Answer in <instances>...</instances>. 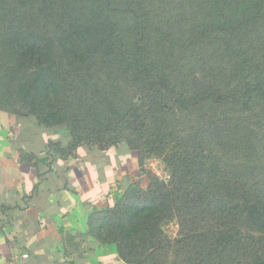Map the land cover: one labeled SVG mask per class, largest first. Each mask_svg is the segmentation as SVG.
I'll list each match as a JSON object with an SVG mask.
<instances>
[{"label": "trees", "instance_id": "obj_1", "mask_svg": "<svg viewBox=\"0 0 264 264\" xmlns=\"http://www.w3.org/2000/svg\"><path fill=\"white\" fill-rule=\"evenodd\" d=\"M16 1L20 9L30 5L38 7L42 14L55 4V0ZM151 1L128 2L133 23L127 32L135 36L130 67L144 74L155 97L146 105H131L121 114L110 103L105 90L91 86L92 73L84 67L87 54L104 48L105 38L99 25L84 21L78 15L67 20L56 36L50 35L26 25L29 21H37L33 15L21 13L10 6L9 0H0V111L20 119L34 117L36 126L46 128L67 124V139L49 140L51 153L67 160L78 157L83 149L93 154L105 152L99 161L102 164L111 155L106 147L110 143L118 145L125 139L119 136L107 143L104 134L118 132L124 122L133 133L144 135L151 114L165 111L168 102L182 109L203 103L242 108L256 99H264V29L255 27L264 21V0H203V6L209 9L207 19L189 34L173 41L171 51L175 47L189 50L204 38L218 36L231 69L226 81L221 80L217 72V76L191 93L183 85L177 89L175 71L168 66L158 69L144 60L145 39L153 26L147 11ZM105 9L113 10L109 0ZM166 39H170V35ZM19 108L26 110L27 115L20 114ZM105 110L108 112L106 118L103 117ZM82 131L85 135H80ZM211 140L212 137L204 135L198 147L183 153L182 167L186 172L189 169L186 178L190 175L189 180L184 181L190 193L186 201L192 198L209 202V208L218 213L221 204L216 206L211 192L219 187L223 203L237 201L238 214L243 211L247 222L264 225V180L256 179V168L251 163H238L233 178L227 174L221 176L217 165L205 161L202 148L210 145ZM132 154L130 145L121 143L116 155L126 164L130 163ZM25 157L30 162L36 158L34 154ZM125 187L124 200L119 204L99 214L92 212L90 232L102 243L116 244L124 264H159L155 255L161 244L160 226L173 209L175 192L169 191L153 175L146 190L130 176L125 179ZM220 234L219 245L232 246L230 249H238V253L242 251L239 227L238 231H221ZM261 262L264 264L263 259Z\"/></svg>", "mask_w": 264, "mask_h": 264}, {"label": "rangeland", "instance_id": "obj_2", "mask_svg": "<svg viewBox=\"0 0 264 264\" xmlns=\"http://www.w3.org/2000/svg\"><path fill=\"white\" fill-rule=\"evenodd\" d=\"M9 1L10 6L26 15H33L37 20L29 21L26 25L42 29L50 35L56 36L67 20L78 15L84 21L99 25L101 32L103 29L104 48L100 52L87 54L84 67L92 73L89 77L91 86L105 90L118 113L129 110L131 105H146L154 100L144 74L130 67L135 39L133 33L127 32L133 23V13L128 8L131 0H109L112 11L105 9L108 0H55L45 14L40 13L38 7L27 5L20 9L21 5L16 0ZM202 2L152 0L147 5L153 26L145 39L144 60L152 67L163 69L168 66L175 71L173 75L177 89L183 85L190 93L217 76V72L220 79L226 81L231 69L218 36L204 38L189 50L175 47L171 51L173 41L189 34L207 19L209 9ZM258 26L264 29V21L255 27ZM167 35H170L168 40ZM168 103L165 111L151 114L144 135L133 133L125 127L124 122L120 124L118 132L104 134L107 143L124 136L123 142L118 145L110 143L106 149L116 156L121 143L130 145L136 167L131 171V177L139 181L142 189L148 188L150 176L153 175L169 191L175 192L173 209L163 218L160 226L161 244L155 255L158 263L260 264L261 259L264 261V225L247 222L243 211L238 214L237 201L223 203L219 187L211 192L216 206L221 204L218 213L209 208V202L192 198L187 202L185 198L190 193L184 181L189 180L190 175L186 178L189 169L186 172L182 164L183 153L193 151L206 135L213 140L206 148L199 149H204L208 164L219 167L221 176L227 174L233 178L238 163H251L256 168V179L264 180V99H256L248 107L242 108L203 103L182 109L174 102ZM18 112L27 115L22 108ZM107 116L105 110L103 117ZM31 119L35 121L34 117ZM50 128L68 130L69 126L61 124ZM79 133L85 135L83 131ZM125 189L118 183L111 187L109 200L94 209V214L124 200ZM238 227L243 238L240 253L238 249L232 251V246L218 244L221 231L234 232L238 231Z\"/></svg>", "mask_w": 264, "mask_h": 264}, {"label": "crops", "instance_id": "obj_3", "mask_svg": "<svg viewBox=\"0 0 264 264\" xmlns=\"http://www.w3.org/2000/svg\"><path fill=\"white\" fill-rule=\"evenodd\" d=\"M67 132L0 111V264H124L116 244L92 235L90 216L125 186L133 158L108 152L100 164L105 153L86 149L56 158L49 140Z\"/></svg>", "mask_w": 264, "mask_h": 264}]
</instances>
